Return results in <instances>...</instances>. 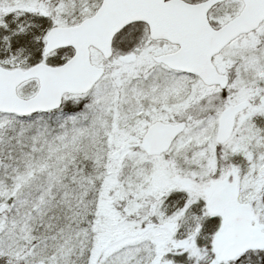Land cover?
I'll use <instances>...</instances> for the list:
<instances>
[{
  "label": "snow or ice",
  "instance_id": "obj_1",
  "mask_svg": "<svg viewBox=\"0 0 264 264\" xmlns=\"http://www.w3.org/2000/svg\"><path fill=\"white\" fill-rule=\"evenodd\" d=\"M0 264H264V0H0Z\"/></svg>",
  "mask_w": 264,
  "mask_h": 264
}]
</instances>
